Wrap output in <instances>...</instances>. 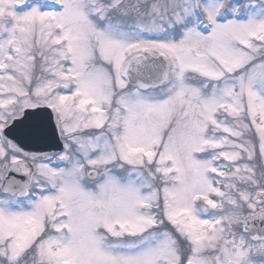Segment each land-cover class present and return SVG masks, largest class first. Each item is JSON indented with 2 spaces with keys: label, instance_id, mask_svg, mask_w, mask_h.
I'll return each instance as SVG.
<instances>
[{
  "label": "snow or ice",
  "instance_id": "6c2138e0",
  "mask_svg": "<svg viewBox=\"0 0 264 264\" xmlns=\"http://www.w3.org/2000/svg\"><path fill=\"white\" fill-rule=\"evenodd\" d=\"M0 264H264V0H0Z\"/></svg>",
  "mask_w": 264,
  "mask_h": 264
},
{
  "label": "water",
  "instance_id": "95a60500",
  "mask_svg": "<svg viewBox=\"0 0 264 264\" xmlns=\"http://www.w3.org/2000/svg\"><path fill=\"white\" fill-rule=\"evenodd\" d=\"M52 150H57V149H52Z\"/></svg>",
  "mask_w": 264,
  "mask_h": 264
}]
</instances>
